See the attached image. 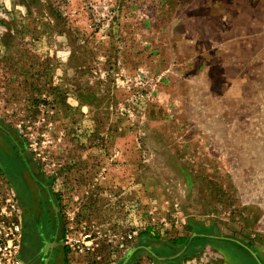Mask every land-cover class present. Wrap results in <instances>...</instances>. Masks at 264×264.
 I'll return each instance as SVG.
<instances>
[{
	"label": "rangeland",
	"instance_id": "rangeland-1",
	"mask_svg": "<svg viewBox=\"0 0 264 264\" xmlns=\"http://www.w3.org/2000/svg\"><path fill=\"white\" fill-rule=\"evenodd\" d=\"M0 123L62 264H264V0H0Z\"/></svg>",
	"mask_w": 264,
	"mask_h": 264
},
{
	"label": "flooded vegetation",
	"instance_id": "flooded-vegetation-1",
	"mask_svg": "<svg viewBox=\"0 0 264 264\" xmlns=\"http://www.w3.org/2000/svg\"><path fill=\"white\" fill-rule=\"evenodd\" d=\"M8 132L0 123V173L19 226V257L24 264H62L70 219L58 205L50 179L33 166L27 153L11 152ZM12 166L14 175L9 173Z\"/></svg>",
	"mask_w": 264,
	"mask_h": 264
},
{
	"label": "built area",
	"instance_id": "built-area-1",
	"mask_svg": "<svg viewBox=\"0 0 264 264\" xmlns=\"http://www.w3.org/2000/svg\"><path fill=\"white\" fill-rule=\"evenodd\" d=\"M18 250V224L14 219H0V264H24Z\"/></svg>",
	"mask_w": 264,
	"mask_h": 264
},
{
	"label": "water",
	"instance_id": "water-1",
	"mask_svg": "<svg viewBox=\"0 0 264 264\" xmlns=\"http://www.w3.org/2000/svg\"><path fill=\"white\" fill-rule=\"evenodd\" d=\"M154 247H158V246H160V245H165L166 246V244L165 243H153L152 244ZM250 253H251V255L256 259V261L258 262V264H261L260 262H259V260H258V258L256 257V254H255V252H253V251H251L250 250Z\"/></svg>",
	"mask_w": 264,
	"mask_h": 264
},
{
	"label": "trees",
	"instance_id": "trees-1",
	"mask_svg": "<svg viewBox=\"0 0 264 264\" xmlns=\"http://www.w3.org/2000/svg\"><path fill=\"white\" fill-rule=\"evenodd\" d=\"M179 241H182L183 239L182 238H180V239H178Z\"/></svg>",
	"mask_w": 264,
	"mask_h": 264
},
{
	"label": "crops",
	"instance_id": "crops-1",
	"mask_svg": "<svg viewBox=\"0 0 264 264\" xmlns=\"http://www.w3.org/2000/svg\"><path fill=\"white\" fill-rule=\"evenodd\" d=\"M132 252H133V251H132ZM132 252H131V253H132Z\"/></svg>",
	"mask_w": 264,
	"mask_h": 264
}]
</instances>
